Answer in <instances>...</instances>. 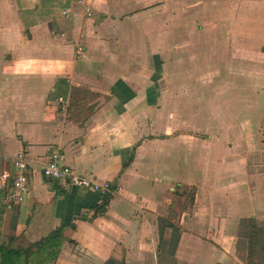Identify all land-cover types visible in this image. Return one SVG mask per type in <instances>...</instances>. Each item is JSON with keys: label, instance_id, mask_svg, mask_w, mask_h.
<instances>
[{"label": "crops", "instance_id": "crops-1", "mask_svg": "<svg viewBox=\"0 0 264 264\" xmlns=\"http://www.w3.org/2000/svg\"><path fill=\"white\" fill-rule=\"evenodd\" d=\"M52 151L116 187L105 209L42 177ZM19 155L30 190L0 203L9 249L65 224L54 264H158V230L175 226L178 264H236L204 231L264 226V0H0V201Z\"/></svg>", "mask_w": 264, "mask_h": 264}, {"label": "trees", "instance_id": "trees-1", "mask_svg": "<svg viewBox=\"0 0 264 264\" xmlns=\"http://www.w3.org/2000/svg\"><path fill=\"white\" fill-rule=\"evenodd\" d=\"M127 168V167H125ZM124 168V169H125ZM180 189V188H177ZM116 187L111 183V192L103 196L102 209L108 205L110 199L113 197ZM184 193V192H183ZM178 193V196L183 195ZM100 212V211H98ZM243 224V251L245 252L246 264H256L253 258L256 253L257 242L260 235L264 231V226L259 224V222L254 218H247L241 221ZM71 225L62 224L59 228L51 232L46 238L41 241L31 245L29 248L23 249H9L6 243H0V264H54L58 253L60 251L61 242L63 239L64 229ZM174 232V237L172 240L173 251L178 245L180 239V232L175 226H170ZM164 229H159V235L161 236ZM261 259L262 264L264 261V247L261 248ZM106 264H125V262H118L113 259L107 261Z\"/></svg>", "mask_w": 264, "mask_h": 264}, {"label": "rangeland", "instance_id": "rangeland-1", "mask_svg": "<svg viewBox=\"0 0 264 264\" xmlns=\"http://www.w3.org/2000/svg\"><path fill=\"white\" fill-rule=\"evenodd\" d=\"M195 58H197V57H195ZM191 65L194 68H196V67H198V62L195 61L194 63H191ZM193 77H194L193 81H195V76H193ZM227 78H228V74H227V70H226L223 72L222 80L226 81ZM192 84H194V83H192ZM185 104H188V106L190 107V108H188V110L192 111V112H190V115L196 110V108L198 106L196 99L193 101H189L188 103H185ZM196 113L197 112L195 111V113L189 117L190 124L192 122L196 125H199L203 121V119L201 117H198ZM210 124L216 125L217 123H214V121H212ZM182 190H184L183 191L185 193L184 197L186 199L184 202L177 200L178 209L181 207L184 209H186L187 207L191 209L192 206L194 205L193 204L194 200L196 199L197 189L195 186H189L187 188H183ZM177 214L178 213L175 210H173V220H174L175 224L178 222ZM244 219H247V218H241L238 221L236 228L233 230H205L204 231L205 243L210 244V245L214 246L215 248H219V245L216 244L219 242L220 243V251H223V249H221V247L226 249V253L224 255H226L228 258L229 257H235L236 259H238V261H242L243 264H246V261L244 259L245 258V252L243 251V248H244V244H243L244 230H243V224L241 223V221ZM177 229L179 230L180 235H181L182 230H180L179 228H177ZM173 237H174V232L172 231V229L163 231L161 236L159 235V230H158V241H159L158 247L160 248V254L162 256V258L158 264H178L174 258L175 254H176V248L174 251L172 248ZM257 243L258 244H257V248L255 250L256 253H255V256L253 258V261H255L256 264H262L261 248L264 247V231L260 235V238H259ZM227 250H231L232 252L228 253ZM205 252L207 255H209V253H210L207 249L205 250ZM238 261L236 262V264L240 263ZM216 263L217 264H223V259L221 258V260L219 262L216 261L215 263H214V261L211 263H207V261H206L205 264H216ZM263 264H264V261H263Z\"/></svg>", "mask_w": 264, "mask_h": 264}, {"label": "built area", "instance_id": "built-area-1", "mask_svg": "<svg viewBox=\"0 0 264 264\" xmlns=\"http://www.w3.org/2000/svg\"><path fill=\"white\" fill-rule=\"evenodd\" d=\"M85 12L86 16H91V11L88 7H86ZM63 14L65 15L67 13L64 12ZM56 103L61 105L64 110H67L68 100L59 98L57 99ZM14 165L18 173L15 177L11 178L7 194H5V196L0 201V203L7 210L21 205L30 190V178L27 162L22 155H19L15 159ZM41 174L44 179L55 181L63 188L75 187L89 190L97 193L101 197L111 192L110 183H98L94 180L77 174L70 167L62 165L60 163V155L57 151L51 152L48 162L42 168ZM9 179L10 177L7 174H4L0 177V189L6 188V183Z\"/></svg>", "mask_w": 264, "mask_h": 264}]
</instances>
